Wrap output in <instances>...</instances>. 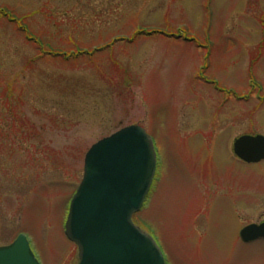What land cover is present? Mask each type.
<instances>
[{"label":"rangeland","instance_id":"rangeland-1","mask_svg":"<svg viewBox=\"0 0 264 264\" xmlns=\"http://www.w3.org/2000/svg\"><path fill=\"white\" fill-rule=\"evenodd\" d=\"M0 13V247L23 234L41 264H77L64 225L85 154L134 125L157 170L132 222L166 264H264V242L238 238L264 221V161L231 151L264 137V0H0Z\"/></svg>","mask_w":264,"mask_h":264},{"label":"water","instance_id":"water-1","mask_svg":"<svg viewBox=\"0 0 264 264\" xmlns=\"http://www.w3.org/2000/svg\"><path fill=\"white\" fill-rule=\"evenodd\" d=\"M233 152L245 163H259L264 160V137H239ZM155 169L153 144L138 126L123 128L90 148L65 223V235L78 248L79 264H165L153 239L132 223ZM240 238L245 243L264 239V224L244 228ZM0 264L38 262L20 235L0 248Z\"/></svg>","mask_w":264,"mask_h":264},{"label":"trees","instance_id":"trees-1","mask_svg":"<svg viewBox=\"0 0 264 264\" xmlns=\"http://www.w3.org/2000/svg\"><path fill=\"white\" fill-rule=\"evenodd\" d=\"M1 14V13H0ZM8 15H10L11 16V14H7V13H4L2 16L3 17H8V18H10V16H8ZM10 21H11V23H13L15 26H17V27H19L18 29H20V31H22V33L23 34H25L26 35V38H27V40L28 41H33V38L32 37H28L29 36V31L26 29V27H24V26H22L21 24H20V22L18 21V19H16L15 17L13 18H10ZM32 38V39H31ZM41 48V52L43 53V55H46V56H52V57H61L63 60L65 59V58H67L68 56H70V55H68V56H66L65 54H58L57 52H50V51H48V50H45V49H43L42 47H40ZM72 55H74V54H72ZM71 55V56H72ZM80 55H82V54H76V56H80Z\"/></svg>","mask_w":264,"mask_h":264},{"label":"flooded vegetation","instance_id":"flooded-vegetation-1","mask_svg":"<svg viewBox=\"0 0 264 264\" xmlns=\"http://www.w3.org/2000/svg\"><path fill=\"white\" fill-rule=\"evenodd\" d=\"M263 222V221H262ZM55 264H61V263H55ZM78 264V263H77Z\"/></svg>","mask_w":264,"mask_h":264}]
</instances>
